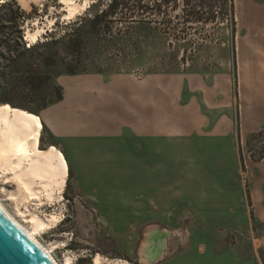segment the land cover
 I'll return each mask as SVG.
<instances>
[{
	"label": "rangeland",
	"instance_id": "rangeland-1",
	"mask_svg": "<svg viewBox=\"0 0 264 264\" xmlns=\"http://www.w3.org/2000/svg\"><path fill=\"white\" fill-rule=\"evenodd\" d=\"M6 1L10 7L0 11V104L42 118L65 98L67 84L101 78L123 90L103 97L117 105L114 113L106 114L98 102L99 121L108 115L116 122L134 152L141 155V121H150L151 134L162 126L170 132L165 142L155 139L165 147L163 155L153 156L155 169L133 170L136 156L126 144L98 149L92 165L82 156L69 160L43 122L41 147L61 150L70 168L63 201L43 208L61 215L41 237L54 245L56 259L61 264L68 256L74 258L70 264H95L98 256L103 264H264V160L258 161L264 134L248 143L250 135L264 132L259 97L264 73H254L249 53L257 30L264 28L262 19L255 20L253 1L264 0H235L236 17L229 0H190L189 5L168 0L159 9L152 2L147 11L152 22L127 21L129 12L119 10L98 26L91 16L107 10L110 0H88V8L71 19L57 0L33 1L30 9L19 0ZM18 7L25 17H19ZM197 13L204 20L194 19ZM37 22L45 32L31 45L25 33ZM11 56L20 60L16 67ZM23 63L32 65L29 73ZM144 100L152 105L148 117ZM254 127L260 130L251 132ZM15 190L0 180L1 200L27 225L9 196ZM153 231L165 232L166 241L152 262L143 248Z\"/></svg>",
	"mask_w": 264,
	"mask_h": 264
},
{
	"label": "bare ground",
	"instance_id": "bare-ground-1",
	"mask_svg": "<svg viewBox=\"0 0 264 264\" xmlns=\"http://www.w3.org/2000/svg\"><path fill=\"white\" fill-rule=\"evenodd\" d=\"M5 1V0H4ZM23 9H30L31 2L19 0ZM67 19L74 18L88 8V0H57ZM2 0H0V3ZM55 20L50 19V24ZM35 29H27L26 40L34 45L45 32L39 22ZM43 120L39 115L10 104L0 105V180L4 185L13 184L16 190L9 193L14 200L16 212L27 220V225L7 209L0 198L1 209L18 224L41 247L55 264H61L55 257L54 245L43 243L42 234L60 222L59 213L46 214L43 209L50 203L57 206L63 201L62 195L70 179V168L65 154L56 148L41 147ZM6 191V189H5ZM35 206V208L32 207ZM165 232L153 231L144 246L147 261H155L163 251ZM74 258L67 257V264ZM98 256L95 264H103ZM111 264H126L123 261Z\"/></svg>",
	"mask_w": 264,
	"mask_h": 264
},
{
	"label": "crops",
	"instance_id": "crops-1",
	"mask_svg": "<svg viewBox=\"0 0 264 264\" xmlns=\"http://www.w3.org/2000/svg\"><path fill=\"white\" fill-rule=\"evenodd\" d=\"M253 4L255 20L258 19L260 21L262 19L264 21V3L253 1ZM242 41L243 38L240 40L241 49ZM249 51V53L252 54L253 64L256 67L254 73H264V28L261 29L260 27V30H257V36L252 41V48L249 49ZM250 73L251 72H249V74ZM245 81L247 80L245 79ZM122 90L123 88L117 86L113 82H108L101 78H89L87 80L75 79L74 82L65 86V98L44 111L42 115L43 122L48 125L50 131L63 148L69 160L77 161L79 160L78 157L82 156L85 163L92 165L95 162V155L98 153V149L102 147L112 148L116 145L122 146L126 144L130 149V154L136 156L132 159L131 163L133 165V170H139L140 168L146 170L155 169L153 166V156H155V154L163 155L165 148L156 144L155 139L157 138L156 140L162 142L169 140L170 132L168 126L166 127L167 131H165V127L162 126L163 131L154 135L151 134L152 127L149 124L150 121H141L140 125L143 131L138 134L142 142L140 146L141 155H138V153L132 150V146L129 145L128 141L118 133V124L108 119V115L106 120L99 121L98 102H102L101 106H103V110L106 114L114 113L117 109V105L107 102L103 97L108 95L113 96ZM245 97L246 95L244 94V100ZM259 97H261V99L264 98V87L259 88ZM143 103L145 104L142 106L146 111L144 116L148 117L152 105L147 100H144ZM162 103L168 105V101ZM140 112L141 111H137V113ZM179 113L185 118L186 112L184 109L181 108ZM137 117H139V115H137ZM258 130H260V128L254 127L250 131L255 132ZM184 136L183 133L179 135L180 138H184ZM80 147L83 148L82 151L79 150ZM140 165L143 167H139Z\"/></svg>",
	"mask_w": 264,
	"mask_h": 264
},
{
	"label": "trees",
	"instance_id": "trees-1",
	"mask_svg": "<svg viewBox=\"0 0 264 264\" xmlns=\"http://www.w3.org/2000/svg\"><path fill=\"white\" fill-rule=\"evenodd\" d=\"M167 1L168 0H158V2H156V0H110L107 10H103L102 13L97 12L96 14L91 16L90 21L92 24L98 26L101 24V22L108 21L109 16L116 14L119 10H127L130 14V16L127 17V21L152 22V21H150L152 19L151 14H149V12H147L150 9V4L153 2L154 8L159 9ZM186 2L189 5L190 0H186ZM229 2L231 5V8H232V12H233L234 16L236 17V1L235 0H229ZM8 6L10 7L9 2L5 1L3 4L0 5V11L3 10V8H7ZM18 11H20L19 12L20 18L25 17V13L23 11H21L20 7H18ZM216 17L217 16L214 15V18H216ZM194 19L202 21V20H204V17L198 16V13H197L196 18H194ZM10 22H12V20H10ZM74 26H76V25H74ZM108 28H110V25H108ZM109 31H110V29H109ZM19 39H21V37H19ZM78 40L79 39H76V38L75 39H72V38L69 39V41L71 43H75ZM11 41H12V39L9 38L7 45H8V49L10 50V52L14 55V48L9 43ZM31 50H33V49L31 48ZM26 52H31V51L26 50ZM10 62L12 63V66H14V67H16L17 65L20 64V60L18 57L11 56ZM31 68H32V65L30 63H23V69L26 73H29ZM62 98H63V95L61 94L58 99L62 100ZM3 104H9V103H3ZM0 105H2V104H0ZM45 107H47V106H45ZM263 134H264V132H262V131L258 132V133H253L252 135L249 136L248 143L250 140L257 138L258 136H261ZM251 154H254V153L251 151ZM241 158L243 160V154L242 153H241ZM262 160H264V149L260 153L258 161H262Z\"/></svg>",
	"mask_w": 264,
	"mask_h": 264
},
{
	"label": "water",
	"instance_id": "water-1",
	"mask_svg": "<svg viewBox=\"0 0 264 264\" xmlns=\"http://www.w3.org/2000/svg\"><path fill=\"white\" fill-rule=\"evenodd\" d=\"M0 264H55L49 253H45L43 247L38 245L1 207Z\"/></svg>",
	"mask_w": 264,
	"mask_h": 264
}]
</instances>
